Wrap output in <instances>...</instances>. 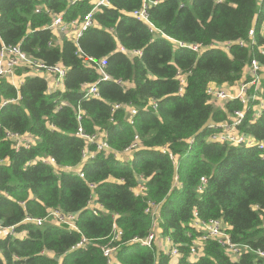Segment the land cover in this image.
<instances>
[{
	"label": "trees",
	"instance_id": "trees-1",
	"mask_svg": "<svg viewBox=\"0 0 264 264\" xmlns=\"http://www.w3.org/2000/svg\"><path fill=\"white\" fill-rule=\"evenodd\" d=\"M108 1L110 7L95 12V25L78 41L86 56L106 58L109 80L104 81L77 56L70 34L56 39L47 29L49 11L69 22L90 11V0H0V47L19 45L47 66L66 68L62 91H48L47 81L29 68L16 70L25 75L17 87L0 79V223L20 234L0 239V264H108L101 248L113 225L123 235L113 243L118 248L110 264H169L156 244L130 243L151 229V214H145L149 203L158 205L161 234L179 246V264H264L255 254L264 253L261 153L206 140L215 132L209 124L226 117L212 104L208 86L234 85L252 59L264 70L259 51L264 49V0ZM144 4L159 34L207 49L199 55L150 32L132 16ZM251 29L255 44L248 36ZM238 40L246 46L232 44L228 53L221 49V44ZM178 72L186 74L184 87ZM94 83L99 96L85 98L83 87ZM262 88L264 99V71ZM116 104L136 109L133 125L125 107L113 110ZM252 105L241 130L261 140L264 111L250 122ZM241 108L239 103L226 105L228 113ZM79 125L105 140L111 152L96 151L84 160V148L94 151V146L76 136ZM7 132L34 140L16 149ZM135 136L139 147L120 162L114 153L130 147ZM162 147L178 157L177 167ZM48 158L56 165L43 161ZM79 167L83 178L76 173ZM139 176L147 189L136 196ZM201 177L206 184L199 191ZM91 198L102 207L96 215L88 207ZM50 211L76 214L78 231L57 223ZM194 213L202 222L219 220L231 241L249 250L232 260L216 239L202 240L204 232L192 226ZM27 217L45 220L38 226L23 222ZM82 237L89 241L87 247L71 250ZM195 241L202 253L190 262L189 247Z\"/></svg>",
	"mask_w": 264,
	"mask_h": 264
},
{
	"label": "built area",
	"instance_id": "built-area-1",
	"mask_svg": "<svg viewBox=\"0 0 264 264\" xmlns=\"http://www.w3.org/2000/svg\"><path fill=\"white\" fill-rule=\"evenodd\" d=\"M82 0H70L71 4L76 2H81ZM261 0H258L260 4ZM91 9L86 14L82 16V18L74 19L69 22H65L63 20V16L60 14H53L51 11L48 14L51 17V23L47 27L50 31L53 32L56 39L60 35L70 34L72 36V41L75 44L77 51L76 54L78 57L85 58L86 65L95 69L98 75L101 77V80H109V76L106 74V58H101L96 60L92 57L86 56L82 53L79 48L78 41L88 29H90L93 25H95L93 20V15L101 8H109L110 3L108 0H90ZM132 16L139 21L147 24L150 32H155V34H159L160 32L155 29L154 25L148 19L147 5L144 4L141 9L133 11ZM261 34L264 36V23L261 27ZM160 36L166 38L170 42L177 44L181 48H186L188 50L193 51L196 54H201L207 48H204L201 44H187L183 42L175 41L165 34L161 33ZM248 36L250 39V43L255 44L254 41V29L249 30ZM232 44H237L239 46L245 47L246 44L242 40H238L236 42H226L221 44V49L228 53V50ZM250 45V44H249ZM121 50H123L121 48ZM259 51L264 55V49L259 47ZM134 54H140L137 51L133 52ZM19 68H29L34 73H45L52 75L54 77L53 82V90H63V81L66 74V68L62 65L55 64L54 66H47L43 62L33 59L24 53L19 45H4L2 44L0 47V79L9 80L10 83L16 86V82H14L16 75V70ZM263 66L256 59H252L248 66H246L242 72L241 78L234 85H221L217 86L215 84H210L207 88V94L209 95L212 102H218L219 106L218 110H221L225 115V119L217 122L210 123V128H215V132L209 135L206 140L210 143H218V144H227L232 147L238 148H256L261 153V158L264 160V138L261 140L256 139L255 136L250 135L249 133L243 132L241 127L245 121L246 113L249 110L250 104H253L251 108V117L250 122L256 121L261 117L262 112L264 111V99H263V88H262V80H263ZM180 85L184 87L186 74L182 75L178 72ZM232 86V87H227ZM182 87L180 88V92H182ZM227 88L228 90H226ZM84 97L85 98H97L98 88L97 85L89 84L83 87ZM239 103L242 108L241 109H233L230 113L226 109V105L228 103ZM114 105L113 110H117L125 107L128 111L127 121L130 125H133V117L136 115V109L131 105ZM153 109L157 108V102H152ZM81 119V112L78 111L77 121L79 122ZM76 136L84 140L87 145L94 146V151L88 150V148H84L82 151V158L87 160L91 157L96 151L103 152H111L105 140L100 139L96 134H86L82 127L79 125ZM5 137L15 144V148L18 149L21 146L27 147L29 144H32V136L25 135L20 136L18 134H14L11 132H7ZM191 142V141H190ZM139 147V142L137 136L134 137V140L130 147L125 149L123 152L119 153L122 155H128L136 150ZM160 151L164 154H167L169 159L172 161L173 165L177 167L178 157L171 153L167 148L162 147ZM115 156L117 153H114ZM88 157V158H87ZM45 163L55 166V162L53 159L48 158L47 160H43ZM0 163L2 161L0 160ZM80 167L76 170L77 175L80 178H83L82 173L79 171ZM66 170H74L71 168H66ZM206 184V178H200V185L198 190H202L203 186ZM136 188L133 190L134 194L141 195L146 192V180L144 177L139 176L136 182ZM173 185L178 186V176L174 175L173 177ZM90 188L93 189L94 186L90 185ZM88 207L90 208L92 214L96 215L99 211H102V207L98 205L92 198L88 202ZM151 214V229L148 235L144 238H134L130 241L132 244H140L144 247H151V245L156 244L158 238L161 235V232L158 233V205L154 203H149V207L145 209V214ZM51 218H54L57 223L68 224L72 230L78 231L74 220L76 218V214H70L67 216H62L57 211H50L49 215ZM45 219H33L30 217L25 218L23 222L35 223L36 225H41ZM264 224V221H263ZM192 226L196 228V230L203 231L202 240H206L207 238L216 239L219 243L222 244L226 254L232 259L235 260L242 251H248L249 248L246 245L235 244L231 241L229 235L223 231L221 222L219 220H209L208 222H202L198 220L196 213H194V220L192 222ZM160 230V229H159ZM14 230V227H5L0 223V239L6 236H19ZM123 232L118 229L115 225H113V231L110 236L109 242L101 248L103 256L107 259L108 264H110L111 260L114 258L117 246H115L114 242H119L122 238ZM164 242L166 244V248L161 250L168 258L169 264H179L181 259L179 246L176 245L171 238L163 237ZM89 241L86 238H81V240L71 248V250L77 249H85ZM202 253V247L198 245L197 241L193 242L189 247V260L190 262L196 261ZM255 254L264 259V253L261 251H255Z\"/></svg>",
	"mask_w": 264,
	"mask_h": 264
},
{
	"label": "crops",
	"instance_id": "crops-1",
	"mask_svg": "<svg viewBox=\"0 0 264 264\" xmlns=\"http://www.w3.org/2000/svg\"><path fill=\"white\" fill-rule=\"evenodd\" d=\"M31 74H36L39 75L41 77H43L48 84V91H53V82H54V77L52 75L49 74H45V73H34L32 72ZM25 75H21V76H16L14 79V82H16V86H19L21 84V82L23 81ZM227 87H232V86H227ZM215 104V102H212ZM219 103L217 102V104H215V107H218ZM34 140V138L32 137V141ZM122 155V154H121ZM125 156V155H124ZM123 156H116V158L120 161V162H124V160H128L129 158H122ZM23 236V233H22ZM161 237H164L162 234L159 235ZM166 248V247H165Z\"/></svg>",
	"mask_w": 264,
	"mask_h": 264
},
{
	"label": "rangeland",
	"instance_id": "rangeland-1",
	"mask_svg": "<svg viewBox=\"0 0 264 264\" xmlns=\"http://www.w3.org/2000/svg\"><path fill=\"white\" fill-rule=\"evenodd\" d=\"M22 83V82H21ZM226 90H228L227 88H225ZM213 105H214V107H215V104H217V102H215V104L214 103H212ZM131 155L132 154H130L129 156L128 155H121V154H116V156H123L122 158H130L131 157ZM88 158V157H87ZM161 231L158 229V233H160ZM164 240V238L163 237H159L158 238V240H157V242H156V246H157V248L159 249V251H161L163 248H164V246L166 247V244H165V242L163 241ZM179 263H180V261H179Z\"/></svg>",
	"mask_w": 264,
	"mask_h": 264
},
{
	"label": "clouds",
	"instance_id": "clouds-1",
	"mask_svg": "<svg viewBox=\"0 0 264 264\" xmlns=\"http://www.w3.org/2000/svg\"><path fill=\"white\" fill-rule=\"evenodd\" d=\"M227 85V84H226Z\"/></svg>",
	"mask_w": 264,
	"mask_h": 264
}]
</instances>
